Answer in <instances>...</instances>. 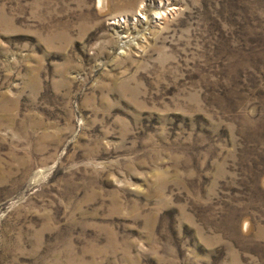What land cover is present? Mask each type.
I'll return each mask as SVG.
<instances>
[{"label":"rangeland","instance_id":"374dc122","mask_svg":"<svg viewBox=\"0 0 264 264\" xmlns=\"http://www.w3.org/2000/svg\"><path fill=\"white\" fill-rule=\"evenodd\" d=\"M0 264H264V0H0Z\"/></svg>","mask_w":264,"mask_h":264},{"label":"bare ground","instance_id":"6f19581e","mask_svg":"<svg viewBox=\"0 0 264 264\" xmlns=\"http://www.w3.org/2000/svg\"><path fill=\"white\" fill-rule=\"evenodd\" d=\"M160 17L161 15L157 13L155 18H160Z\"/></svg>","mask_w":264,"mask_h":264}]
</instances>
